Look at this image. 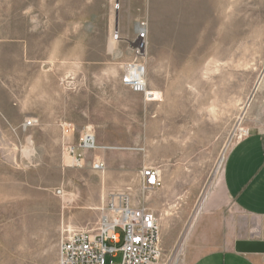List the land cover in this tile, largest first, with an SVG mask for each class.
I'll list each match as a JSON object with an SVG mask.
<instances>
[{
  "label": "rangeland",
  "instance_id": "374dc122",
  "mask_svg": "<svg viewBox=\"0 0 264 264\" xmlns=\"http://www.w3.org/2000/svg\"><path fill=\"white\" fill-rule=\"evenodd\" d=\"M135 62L158 100L123 84ZM85 126L98 145L77 167L67 146ZM249 129L264 130V0H0V264H59L63 237L94 230L121 193L157 213L161 231L182 217L188 229ZM148 167L162 188L143 190Z\"/></svg>",
  "mask_w": 264,
  "mask_h": 264
},
{
  "label": "crops",
  "instance_id": "0c3cea01",
  "mask_svg": "<svg viewBox=\"0 0 264 264\" xmlns=\"http://www.w3.org/2000/svg\"><path fill=\"white\" fill-rule=\"evenodd\" d=\"M180 220L173 228L171 221L162 224L161 245L166 251L172 252L183 239L187 222L183 217ZM168 230L173 232L174 239L166 245L164 236ZM253 240L264 241V130L259 129H249L229 151L221 175L188 232L178 261L264 264V253L236 249L237 242Z\"/></svg>",
  "mask_w": 264,
  "mask_h": 264
},
{
  "label": "built area",
  "instance_id": "2783aa9c",
  "mask_svg": "<svg viewBox=\"0 0 264 264\" xmlns=\"http://www.w3.org/2000/svg\"><path fill=\"white\" fill-rule=\"evenodd\" d=\"M115 38L119 39L116 31ZM148 28L143 24L135 42L137 57L144 56L147 48ZM123 84L135 93L142 94L147 101L159 99L157 91L152 90L147 81L146 68L141 63H132L123 76ZM248 133L246 131L243 136ZM242 136V137H243ZM241 137V138H242ZM97 136L89 126L83 127L77 146L70 144L67 151L73 157L75 166L87 164L86 155L97 149ZM95 171H104L106 163L95 159L92 163ZM144 191L160 189L164 185L161 171L148 167L142 171ZM102 216L94 230L73 232L63 237L60 244L59 264H160L165 255L161 246L160 219L157 213L147 207H137L131 196L121 193L112 196L102 208ZM122 231V236L117 230ZM139 237V241L137 240ZM120 247L110 246L109 243ZM121 251L122 261L114 262L115 253ZM110 254L111 261L107 262ZM166 264H179L175 251Z\"/></svg>",
  "mask_w": 264,
  "mask_h": 264
},
{
  "label": "bare ground",
  "instance_id": "6f19581e",
  "mask_svg": "<svg viewBox=\"0 0 264 264\" xmlns=\"http://www.w3.org/2000/svg\"><path fill=\"white\" fill-rule=\"evenodd\" d=\"M186 15V14H185ZM111 48L112 49H114L115 48V43L114 42H112V44H111ZM248 104L246 105V107L243 109V116H241L240 117V122L243 120V118H244V114H246L247 113V111H248ZM238 128V130H240V132H243V129H242V127H241V124L237 127ZM246 132V131H245ZM244 132V133H245ZM243 133V134H244ZM225 157V156H224ZM218 174V173H217ZM213 184V181L210 183V185H209V188L206 190V192H205V194H204V196H203V198H202V201H201V203L199 204V206H198V209H197V211H196V214L194 215V217H193V219H192V221H191V224L189 225V228L187 229V231H186V233L184 234V239H183V241L181 242V244H180V246H179V249H178V251H177V253H176V255H175V259H179V255H181V253H183L182 251H183V247H184V245H185V242H186V237H187V235H188V232H190V230H191V228H192V226H193V224L195 223V221H196V219H197V216H198V214H199V212L201 211V209L203 208V205H204V202H205V200H206V198H207V196H208V194H209V191H210V189H211V185ZM61 194H62V198H63V200H64V202L67 204V203H71V202H73L74 200H76V199H78L79 198V194H77V193H71V192H64V193H62L61 192ZM88 207V209H93V210H95V209H97L98 207L97 206H94V205H89V206H87ZM166 217H169V215H166ZM167 220V219H166ZM167 222L168 221H165V223H166V225H167ZM69 229L70 230H73V225L71 224L70 225V227H69ZM77 232V231H76Z\"/></svg>",
  "mask_w": 264,
  "mask_h": 264
},
{
  "label": "water",
  "instance_id": "95a60500",
  "mask_svg": "<svg viewBox=\"0 0 264 264\" xmlns=\"http://www.w3.org/2000/svg\"><path fill=\"white\" fill-rule=\"evenodd\" d=\"M238 252H259L264 253V241H239L236 244Z\"/></svg>",
  "mask_w": 264,
  "mask_h": 264
},
{
  "label": "snow or ice",
  "instance_id": "6c2138e0",
  "mask_svg": "<svg viewBox=\"0 0 264 264\" xmlns=\"http://www.w3.org/2000/svg\"><path fill=\"white\" fill-rule=\"evenodd\" d=\"M139 239H140V238H139V237H137V240H138V241H139Z\"/></svg>",
  "mask_w": 264,
  "mask_h": 264
}]
</instances>
